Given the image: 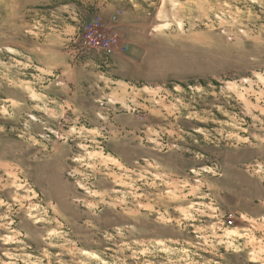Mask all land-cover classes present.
Listing matches in <instances>:
<instances>
[{"label": "rangeland", "instance_id": "374dc122", "mask_svg": "<svg viewBox=\"0 0 264 264\" xmlns=\"http://www.w3.org/2000/svg\"><path fill=\"white\" fill-rule=\"evenodd\" d=\"M0 264H264V0H0Z\"/></svg>", "mask_w": 264, "mask_h": 264}, {"label": "bare ground", "instance_id": "6f19581e", "mask_svg": "<svg viewBox=\"0 0 264 264\" xmlns=\"http://www.w3.org/2000/svg\"><path fill=\"white\" fill-rule=\"evenodd\" d=\"M113 160V159H112Z\"/></svg>", "mask_w": 264, "mask_h": 264}]
</instances>
